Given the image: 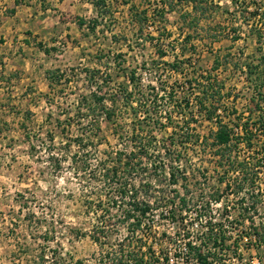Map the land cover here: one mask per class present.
I'll use <instances>...</instances> for the list:
<instances>
[{"label":"rangeland","instance_id":"obj_1","mask_svg":"<svg viewBox=\"0 0 264 264\" xmlns=\"http://www.w3.org/2000/svg\"><path fill=\"white\" fill-rule=\"evenodd\" d=\"M105 1L109 3L101 6L99 28L96 25L95 32L83 38V48L80 40L72 44L59 39H56L59 44L47 47L51 55L41 62L42 73L61 70L64 77L54 82L53 89L49 85L33 102L21 104L15 119L11 118V134L1 141L0 264H99L107 260L106 253L112 249L119 254H132L138 261L144 257V264H167L170 259L173 264H181V197L184 194L193 198L200 192L213 196L224 190L222 183L235 180L228 160L215 155L219 148L214 147L211 135L216 126L199 115L196 98L201 96V84L205 82L200 80L211 72L225 83V94L229 92L232 96L229 106L238 100L240 113L248 107L245 97L249 93L240 70L249 67L253 69L252 77H260L264 82V40L260 52L258 29L252 28L247 12L263 0H238V6L232 0H214L218 7L211 14L212 27L206 29L209 15L200 16L202 25L198 31L191 29L196 38L192 42L195 51L184 41H178L179 32L174 33L170 42L166 39L156 46L153 38L159 33L152 19L145 27L130 25L123 9L117 14L115 0ZM133 1L142 10V6L149 9L156 6L159 0ZM176 10L180 11L178 5ZM176 20L174 15L167 25H175ZM93 21L87 26L91 31ZM186 24L181 18V30L188 32ZM232 25L240 40L235 41L234 33H218ZM163 34L166 37L167 32ZM163 49L168 50V56L161 59L157 52ZM176 57L179 69L173 71L170 66L175 64ZM215 67L219 68L217 73L212 72ZM131 70H137L144 88L156 87L164 96L174 89L175 101L181 102L185 110L177 108L174 101H162L156 106L157 119L163 125L145 127L153 139L151 155L170 152L163 153L159 162L150 158L142 163L145 182H153V192L146 200L153 203L154 198L159 200L154 205L159 209L151 214L147 226L128 237V226L122 223L128 201L118 194V181L106 182L104 174L112 170L117 153L138 152L140 141L135 139L133 122L145 121L147 114L135 116L132 110L120 105L117 124L99 115L101 132L91 133V117L85 116L89 115L86 110L79 116L78 105L107 80V74L113 88L126 87ZM160 84L166 92H161ZM185 99L190 102L188 107ZM147 104L152 106L151 101ZM20 112H24V122L16 119ZM168 122L172 125H167ZM82 133L87 136L81 145L78 141ZM172 142L181 145L180 161L175 165L169 162L170 156L177 155ZM254 142L264 146V133ZM176 166L181 171H176L179 181L173 185L169 171ZM129 168L123 164L120 171ZM233 184L236 192L238 186ZM144 194H140L141 200ZM262 222L260 234L264 239ZM102 229L106 238L96 242L93 235Z\"/></svg>","mask_w":264,"mask_h":264},{"label":"trees","instance_id":"obj_2","mask_svg":"<svg viewBox=\"0 0 264 264\" xmlns=\"http://www.w3.org/2000/svg\"><path fill=\"white\" fill-rule=\"evenodd\" d=\"M232 1L236 6H238V0ZM180 4L182 7H184V9L191 8V11H181V18L186 21V25L189 28H186L188 32H186L185 30H180V32L182 31L181 36H183V41L185 42V44L190 46L191 51H195L196 47L194 46V44H192V42L196 38H194V31L192 32L191 29L198 31L199 27H201L202 25L200 16H209L213 13V10L218 7V5L215 4L214 0H159L157 5L153 6V11L151 14V23L157 27V32L159 33L157 38H153V40L156 41V46H159L161 45V43H165L167 41L166 39L169 40L173 36V33L169 32L167 29L168 19L166 18V15L172 12L175 9V6ZM97 5L99 7H101L102 5L104 6L106 5V1H97ZM167 7H169V9ZM131 11L135 12L134 19L140 25H142L144 22H148L147 11L145 9L139 10L138 7L132 6ZM247 15L248 18L252 19V28L258 29L257 43L261 46L263 44L262 41L264 40V0L260 4L256 3L255 9L251 11L249 10L247 12ZM211 18L212 15L208 19L209 22L208 24H206V29L212 27V24H210ZM92 23L94 24V27H92L91 29L95 30L98 22L97 20H94ZM83 24L84 23L81 22V25ZM223 29V31L218 30V33H234L236 35V38H234L235 41L241 39V36L238 35V30L235 29L233 25L232 28L226 27ZM163 32H167L166 37ZM167 45L171 47V44L168 43ZM40 47H42V45H40ZM258 49L260 52L263 51L262 46ZM167 51L168 50L166 49L159 50L157 54L161 59H164L168 56ZM185 53L187 52H185L184 50L183 54L185 55ZM118 57H122V55ZM177 59L178 57H176L175 64H172L170 66L173 68V71L175 69H179V66H177ZM218 70L219 68L215 67L212 69V72L217 73ZM88 71L91 75L92 72L90 70ZM60 72L61 70H56L49 71L47 73L51 89H53L54 82L58 80L62 81L64 75H61ZM128 73L129 74H127V80L129 81V85L127 84L126 87L119 88H113L111 86V77L107 74V80L104 81L102 85H99L97 87L98 90L96 89L94 92H91L90 97L82 98L78 105V115L80 116V113L82 114V111L84 110L89 113V115L87 114L85 116L91 117V129H93L91 133H93L94 131L101 132L98 118L100 117L99 115L103 116L104 119H106V121H108L109 123L113 125L117 124L119 119L118 109L120 105L127 110H132L135 116L141 112H145L147 114L145 121L135 119V121L133 122L135 128V139H138L140 141V148L138 152L137 150H132L128 155L124 153H117L116 163L112 167V170H107L104 174L106 182H110L111 180L112 182H114L115 180L118 181V187L116 188L118 194L123 200L128 201V207L122 214V223L128 226V237H131V235L136 234L137 231H140L142 228L147 226V222H150L151 214L159 209V206L154 207L155 203H159V200L157 202V199L154 198V203L146 200L147 197L150 198V194L153 192V182H145L146 178L143 174L142 163L146 159L150 160V158L155 159L159 162L161 159H163V153L167 155V153L170 152L165 150L164 152H158V155H151L153 139L152 137L148 136L149 130H146L145 127L150 126L151 124L163 125L160 124L159 119H157V113L159 109L158 106H156L162 103V101H174L177 108L182 107L184 110L185 107L181 106V102L179 103L178 101H175L174 89L171 92H168L167 96H164L163 94L158 92V88L156 87H142L137 77V70H131ZM94 74L96 75V73ZM252 76H254L253 69L248 67L246 82L248 84L247 90L249 95L245 97V100L247 102L246 105H248V107L241 113L239 112V108L237 107L238 100L231 102V106L228 105V103L232 101L233 98L232 96H230L229 92L225 94L227 88L225 86V83L219 80L218 76H215L214 74L212 75L210 72L206 77L200 80L205 82L201 84L203 88L201 96H197L196 98L197 109H199L200 116L203 115L206 121H209L216 126V132L211 135V139L213 141L214 147L219 148L215 155H219L218 157H221L223 160H230L231 154L228 155L225 150L232 152V148H230L229 145L239 140L238 138L233 137V127L243 128L244 141L247 143H253L259 134L264 133V82L261 81L260 77L253 78ZM160 85L162 87L161 92H166L167 90H163V84ZM148 101H151V107L147 104ZM185 103L187 107L188 105H190V102L186 99ZM96 112L100 114L91 116L92 113L94 115ZM168 120H170V118H168ZM136 121H139V123H137ZM167 125H172V123L168 122ZM165 126L162 127L167 128ZM136 129H141V131L137 134ZM81 136L82 139H80V141L78 142L82 145V143L86 141L85 137L87 136V134L82 133ZM88 141L91 142V138H88ZM207 141H209V139H207ZM183 143L185 142H182L181 144ZM172 146H174L173 152H176L177 155L170 156L169 162L171 163V165H175L180 161L181 151L178 148L181 147V145H177V142H172L171 147ZM86 147H88V144ZM166 148L168 147L166 146ZM222 149L223 153L220 152ZM85 161L87 164V160ZM124 161L126 163H124ZM123 164L130 168L128 171L125 170L122 173V171H120V168ZM156 164L157 162H154V165ZM176 171H181L180 166L173 167V170L169 171L170 180L172 181L173 185H176L179 181L176 179ZM143 193H145V196H143L144 199L141 200L140 194ZM104 229H102L99 234L95 233V235H93V239L96 242H101L104 238H106ZM106 256L107 260L100 261L99 264H111V262L113 264H144L145 259L144 257H142L138 261L133 258L132 254H119L117 250L113 249L111 251H108L106 253Z\"/></svg>","mask_w":264,"mask_h":264},{"label":"crops","instance_id":"obj_3","mask_svg":"<svg viewBox=\"0 0 264 264\" xmlns=\"http://www.w3.org/2000/svg\"><path fill=\"white\" fill-rule=\"evenodd\" d=\"M97 1L0 0V149L5 137L11 134L10 121L15 117L17 109H21V104L33 102L37 95L45 93L49 88L47 73H42L40 66L41 62L50 58L51 50H47V47L52 48L59 44L56 41L59 39L68 40L72 44L74 40H80L83 48V38L90 37V33L95 32L87 27L91 20L98 21L97 29L101 22L102 10ZM115 2L117 14H121L123 9L130 25L145 27L150 23L153 7L149 9L148 6H142V10L147 11L148 22L140 25L134 19L135 12L131 11L132 6L139 8L134 4L137 1ZM181 7V4L178 5V12L175 6V9L166 15L168 22L174 15L177 16L175 25H167L168 31L173 33L169 42L175 37V32H179L176 33L178 41H183L180 32ZM184 10L191 11V8ZM81 22L84 24L81 25ZM80 61L84 59L81 58ZM244 83L246 87L248 84L245 81ZM43 86L45 89H42ZM23 113L20 112L16 119L24 122Z\"/></svg>","mask_w":264,"mask_h":264},{"label":"built area","instance_id":"obj_4","mask_svg":"<svg viewBox=\"0 0 264 264\" xmlns=\"http://www.w3.org/2000/svg\"><path fill=\"white\" fill-rule=\"evenodd\" d=\"M247 72L240 70L245 82ZM233 137L235 180L213 196L181 197V264H264V146L245 142L242 127H233Z\"/></svg>","mask_w":264,"mask_h":264}]
</instances>
